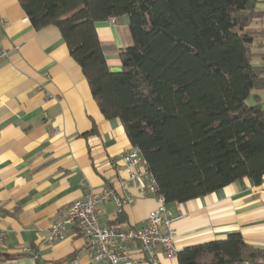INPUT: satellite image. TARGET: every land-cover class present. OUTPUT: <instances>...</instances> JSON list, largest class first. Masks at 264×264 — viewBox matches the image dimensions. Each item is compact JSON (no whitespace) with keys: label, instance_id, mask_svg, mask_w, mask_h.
I'll list each match as a JSON object with an SVG mask.
<instances>
[{"label":"trees","instance_id":"trees-1","mask_svg":"<svg viewBox=\"0 0 264 264\" xmlns=\"http://www.w3.org/2000/svg\"><path fill=\"white\" fill-rule=\"evenodd\" d=\"M36 31L58 29L100 113L118 120L171 204L264 177V67L251 47L257 0H18ZM127 18L129 45L97 35L99 24ZM116 53L120 73L107 54ZM253 97L255 104L246 101ZM16 256L4 255L5 260ZM178 264H264L238 232L183 248Z\"/></svg>","mask_w":264,"mask_h":264},{"label":"crops","instance_id":"crops-1","mask_svg":"<svg viewBox=\"0 0 264 264\" xmlns=\"http://www.w3.org/2000/svg\"><path fill=\"white\" fill-rule=\"evenodd\" d=\"M256 9L264 27V0ZM124 20L99 24L104 44L129 43ZM0 46L7 53L0 66V228L6 232L0 264H79L92 261L71 229L64 240L48 244L52 224L89 190L110 187L121 200L101 208L102 226L139 229L156 206L154 195L141 196L120 155L133 149L118 120H106L93 100L80 67L71 58L58 29L36 31L18 0H0ZM253 64L264 67V38L251 47ZM111 69L120 68L116 53L107 54ZM256 62V64H255ZM264 92V91H260ZM264 105V99L257 94ZM48 121V122H47ZM52 128L60 135L53 136ZM174 222L175 254L156 250L159 264H178L183 248L223 240L238 232L249 245L264 244V177L258 187L237 181L209 196L168 206ZM132 264H149L137 241L127 244ZM4 255L16 256L5 260Z\"/></svg>","mask_w":264,"mask_h":264},{"label":"built area","instance_id":"built-area-1","mask_svg":"<svg viewBox=\"0 0 264 264\" xmlns=\"http://www.w3.org/2000/svg\"><path fill=\"white\" fill-rule=\"evenodd\" d=\"M7 53L0 46V66L6 60ZM48 122V121H47ZM53 136L61 133L59 128H52ZM120 159L127 166L141 167L138 173H131L129 182L136 183L143 197L151 194L156 197L157 206L149 213L143 226L139 229L129 228L121 230L115 226H102L100 212L103 206L111 201L120 209L122 204L131 200H121L108 186L100 190H89L83 197L73 201L67 208L61 220L51 225L46 241L51 244L64 240L67 233L73 229L84 243V251L94 262L101 264H132L127 254L128 242L134 240L139 244L143 254L147 256L149 264H159L156 250L162 248L168 255L175 254V231L171 211L164 199L156 194V183L148 173L140 151L136 148L120 155ZM6 232L0 228V248L3 247ZM60 264H79L66 260Z\"/></svg>","mask_w":264,"mask_h":264},{"label":"rangeland","instance_id":"rangeland-1","mask_svg":"<svg viewBox=\"0 0 264 264\" xmlns=\"http://www.w3.org/2000/svg\"><path fill=\"white\" fill-rule=\"evenodd\" d=\"M128 20H127V18H125V20H124V28H125V30H126V34H128V31H127V25H128V22H127ZM129 36V35H128ZM129 45V43L128 44H122L121 45V47L122 48H125L126 46H128ZM255 64H256V62H255ZM257 94H259L263 99H264V92H258ZM246 103L249 105V106H252V105H254L255 104V101H254V99H253V97L251 96V97H249L248 99H247V101H246ZM263 103H264V101H263Z\"/></svg>","mask_w":264,"mask_h":264},{"label":"water","instance_id":"water-1","mask_svg":"<svg viewBox=\"0 0 264 264\" xmlns=\"http://www.w3.org/2000/svg\"><path fill=\"white\" fill-rule=\"evenodd\" d=\"M111 71L113 73H120L121 72V69L120 68H116V69H111Z\"/></svg>","mask_w":264,"mask_h":264}]
</instances>
